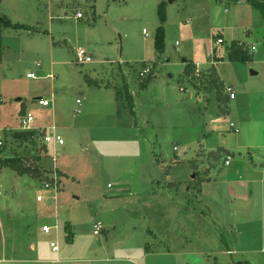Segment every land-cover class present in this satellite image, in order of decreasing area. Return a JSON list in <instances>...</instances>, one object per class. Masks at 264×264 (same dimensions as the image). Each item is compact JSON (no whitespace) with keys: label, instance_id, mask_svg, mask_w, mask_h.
Wrapping results in <instances>:
<instances>
[{"label":"rangeland","instance_id":"1","mask_svg":"<svg viewBox=\"0 0 264 264\" xmlns=\"http://www.w3.org/2000/svg\"><path fill=\"white\" fill-rule=\"evenodd\" d=\"M0 16V157L42 152L41 168L59 171L54 189L0 170V264H264L258 9L247 0H0ZM232 40L247 44L253 59L229 61ZM80 47L92 62L75 63ZM189 61L214 62L235 98L220 104L215 92L181 83ZM154 64L155 77L141 88L143 66ZM85 74L113 86L118 101ZM22 111L33 128L55 127L63 139L56 155L52 143L41 151L38 137L13 139ZM123 185L135 192L109 195ZM94 222L104 227L97 235Z\"/></svg>","mask_w":264,"mask_h":264},{"label":"trees","instance_id":"2","mask_svg":"<svg viewBox=\"0 0 264 264\" xmlns=\"http://www.w3.org/2000/svg\"><path fill=\"white\" fill-rule=\"evenodd\" d=\"M247 1L254 8L258 9L264 16V0H247ZM159 15H160V20L163 22L165 19V2H161V4L159 5ZM2 23L3 20L0 16V40L2 34ZM162 38H163V29L160 27L158 29V43H157L160 52H162ZM262 42L264 49V37ZM215 58L219 59L218 56H215ZM227 59L232 62H243V61H250L253 59V57L250 54L249 46H247V44L239 40H232L229 46L227 47ZM132 66L134 67V64H132ZM145 67L146 65L143 66V68ZM154 69H155V64L154 66H151L149 72L143 74L144 77L142 78L140 83L141 88H146L150 83V81L155 77ZM85 80L88 82V84L99 86V81H97L96 79H91L87 75H85ZM180 81L181 83L187 82L197 92L200 91L215 92L216 99L219 101L220 104L226 103L229 99V96L224 93L226 90V86L219 77L214 64H211L207 69L202 70V69H198L195 63L191 61L186 62ZM124 101L126 107L129 109V112L134 115V110H133L134 98L133 95L129 92L127 86L125 87ZM21 114L24 115L25 113L22 111ZM44 132L45 130L42 129L41 130L39 129L38 131L17 130L13 132L12 137L19 144L26 141L34 143L35 140L34 138L41 136L42 134H44ZM41 147H42L41 151H43L44 153H48V148L46 144L41 143ZM0 153H1V149H0ZM41 153L39 155L13 154L10 156L0 157V170L2 168L8 167L14 170L19 175H28L37 180L52 181V176L49 174V172L46 169H42L40 166V161L42 158ZM210 155L212 157H215V159H218L220 153L211 152ZM57 173H59V171H57ZM198 192H200V190Z\"/></svg>","mask_w":264,"mask_h":264},{"label":"built area","instance_id":"3","mask_svg":"<svg viewBox=\"0 0 264 264\" xmlns=\"http://www.w3.org/2000/svg\"><path fill=\"white\" fill-rule=\"evenodd\" d=\"M82 13L80 11H77L76 12V17L77 18H80L82 17ZM224 42L223 38L222 37H217L216 38V45H219V44H222ZM252 50L255 51L256 50V47L255 46H252ZM93 61V55L88 52L86 49L84 48H77L75 50V62L77 64H80V65H84V64H87V63H90ZM151 66H146L141 72L146 74L147 72H149ZM28 76H33L32 73H29ZM181 90H184L183 87L180 88ZM228 94H229V98L232 99L235 97V94L232 90V88L230 86H227L226 87V90H225ZM41 100V103L43 106H49V101L48 100ZM78 104H80V100L78 99L76 101ZM79 111V110H78ZM33 122V117L30 115V114H27V115H24L22 120H21V130H36L38 128H33L31 126V123ZM233 124H231L232 126ZM39 130V129H38ZM37 130V131H38ZM39 140L48 145L49 143H52L53 146H54V155H56V151H55V147L57 144H62L63 143V139L61 138L60 135H58L57 133H55V127L54 126H51L49 128V131L48 130H45L44 134H42L41 136H38ZM3 142L0 140V145H2ZM232 159V156L230 154H227L225 156V159H224V164L225 165H228L230 163V160ZM57 173L55 172L54 175L52 176V181H47L46 184H45V187L48 188L50 186H53L54 189H56V185L58 187L59 183H58V178L56 177ZM37 200H41L42 199V196L41 195H37L36 197ZM94 230H93V233L95 235L99 234L100 231L103 229V225L101 224V222H95L94 223ZM51 226H48V225H43L42 226V231L45 232V233H49L51 231ZM50 247L53 249V251H58V244L56 242H50Z\"/></svg>","mask_w":264,"mask_h":264},{"label":"crops","instance_id":"4","mask_svg":"<svg viewBox=\"0 0 264 264\" xmlns=\"http://www.w3.org/2000/svg\"><path fill=\"white\" fill-rule=\"evenodd\" d=\"M75 16H76V13H75ZM45 32V31H44ZM45 33H47V32H45ZM221 37H222V35H221ZM223 38V37H222ZM74 61H75V59H74ZM76 63V62H75ZM194 63V62H193ZM196 64V63H195ZM211 64H214V62H211L210 63V65ZM196 66H197V68L198 69H207L208 67H206V68H200L197 64H196ZM214 66L216 67L217 65L216 64H214ZM216 70H217V67H216ZM258 72L259 71H253L252 72V74H258ZM217 73H218V71H217ZM86 75V74H85ZM84 75V76H85ZM218 75H219V77L221 78V75L218 73ZM88 76V75H87ZM221 80L224 82V80L221 78ZM224 84H225V82H224ZM91 85V84H90ZM191 86V85H190ZM225 86L227 87V86H230L231 88H232V85H227V84H225ZM98 89H107V90H110V89H112L113 90V92L115 93V99L118 101V98H117V93H116V90H115V88L113 87V86H107V85H103L102 84V82H99V86H96ZM183 87V86H182ZM184 89H185V87H183ZM193 88V87H192ZM194 89V88H193ZM129 90V89H128ZM181 90V89H180ZM195 90V89H194ZM233 90V89H232ZM196 91V90H195ZM130 92V91H129ZM201 92V91H200ZM131 93V92H130ZM196 93H199V92H197L196 91ZM81 94H83V92L81 93ZM132 94V93H131ZM227 94V93H226ZM111 98H113V97H111ZM134 98V97H133ZM235 98V97H234ZM230 99V98H229ZM233 99V98H232ZM78 100V99H77ZM126 105V104H125ZM134 106H135V103H134ZM129 110V109H128ZM134 110V109H133ZM134 115H135V110H134ZM38 129H42V130H47L48 129V127H39ZM227 154H231L229 151H227ZM133 188V186H128V185H123V186H120V187H118L117 189H115V191H111V192H109V195H111V196H117V197H120V196H122L123 195V193H133V192H135L134 190H131ZM190 189V188H189ZM198 192V191H197ZM111 193V194H110ZM199 193V192H198ZM129 195H131V194H129ZM262 201V200H261ZM186 206V205H185ZM131 207H133V205L132 206H130V208ZM262 207H264V205H263V202H262ZM125 208V211H127L126 210V207H124ZM128 208V207H127ZM184 208V210H186L185 208L186 207H183ZM141 212L142 211H139V214H140V216H141ZM95 223V222H94ZM94 225V224H93ZM104 228V227H103ZM41 229H42V227H41ZM71 237V236H70ZM31 248H33V246H31ZM53 250V249H52ZM13 261H15V260H23V261H28V262H31V260L30 259H22V258H20V259H17V258H13L12 259ZM33 260V259H32ZM33 261H35V260H33Z\"/></svg>","mask_w":264,"mask_h":264}]
</instances>
